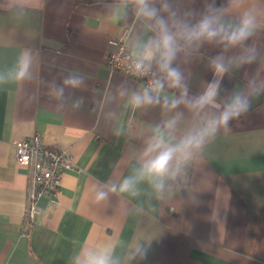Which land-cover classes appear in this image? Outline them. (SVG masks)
<instances>
[{
    "label": "crops",
    "instance_id": "1",
    "mask_svg": "<svg viewBox=\"0 0 264 264\" xmlns=\"http://www.w3.org/2000/svg\"><path fill=\"white\" fill-rule=\"evenodd\" d=\"M109 2L28 0L33 11L22 21L0 11V66L31 48L39 54L44 79L59 81L76 71L87 84L74 93L84 98L78 110H58L43 92L34 101L32 86L0 88V264H68L85 240L134 237L152 239L141 264H264V94L204 146L190 166L192 181L174 198L159 203L141 197L145 211L140 215L132 211L135 200L93 202V186L126 174L149 127L160 118L158 109L129 110L110 121L97 106L107 90L132 80L109 67L107 54L142 31L135 19L112 22ZM183 3L199 10L203 0ZM249 44L260 60L236 71L232 80L225 78L226 89L264 77V22ZM217 51L206 46L181 64L193 93L212 79L207 57ZM35 133L48 147L66 148L73 168L63 175L58 204L42 196L41 213L25 234L31 176L17 162L16 142Z\"/></svg>",
    "mask_w": 264,
    "mask_h": 264
},
{
    "label": "clouds",
    "instance_id": "2",
    "mask_svg": "<svg viewBox=\"0 0 264 264\" xmlns=\"http://www.w3.org/2000/svg\"><path fill=\"white\" fill-rule=\"evenodd\" d=\"M106 8L114 23L131 18L142 25V31L130 34L121 60L122 70L142 83L121 81L96 101L97 106L110 121H118L129 110L158 109L160 118L149 127L126 174L93 186L92 199L105 206L112 197L135 200L132 211L140 215L145 211L141 197L164 203L185 191L192 181L190 166L204 146L244 117L264 94V77L259 76L249 78L243 87L223 86L225 78L232 80L236 71L260 60L249 41L264 22V0H203L199 10L186 7L183 0H110ZM0 11L22 21L33 9L28 0H0ZM206 46L218 49L207 57L212 79L193 93L181 64ZM8 86H32L34 101L43 92L58 110H78L84 98L74 93L87 84L76 71L59 81L44 79L39 54L23 48L11 64L0 66V88ZM114 132L119 136L122 128ZM151 241L85 240L74 248L68 264H141Z\"/></svg>",
    "mask_w": 264,
    "mask_h": 264
},
{
    "label": "built area",
    "instance_id": "3",
    "mask_svg": "<svg viewBox=\"0 0 264 264\" xmlns=\"http://www.w3.org/2000/svg\"><path fill=\"white\" fill-rule=\"evenodd\" d=\"M125 50L126 42L122 41L116 49L107 54L106 62L113 70L129 77L121 67ZM16 155L17 162L27 168L31 176L28 207L24 219V233L28 234L41 213L40 198L42 196L54 197L52 201L58 204L55 197L62 186L63 175L67 169L73 168V163L71 154L66 148L46 146L38 133L30 138L19 139L16 142Z\"/></svg>",
    "mask_w": 264,
    "mask_h": 264
}]
</instances>
